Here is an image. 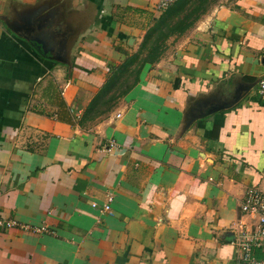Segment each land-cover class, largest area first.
I'll return each mask as SVG.
<instances>
[{"label": "crops", "instance_id": "obj_1", "mask_svg": "<svg viewBox=\"0 0 264 264\" xmlns=\"http://www.w3.org/2000/svg\"><path fill=\"white\" fill-rule=\"evenodd\" d=\"M156 5L0 0V264H264L239 245L264 194V0L213 6L104 103Z\"/></svg>", "mask_w": 264, "mask_h": 264}, {"label": "rangeland", "instance_id": "obj_2", "mask_svg": "<svg viewBox=\"0 0 264 264\" xmlns=\"http://www.w3.org/2000/svg\"><path fill=\"white\" fill-rule=\"evenodd\" d=\"M229 0H214L209 6H207L206 11L203 13L201 10L195 11L196 6H199V2L196 0L189 1L185 3L182 8H179V1H177L171 9H176L172 11L170 14L164 12L163 18L165 24H163L162 32L165 34L171 33L166 39H163L158 32L152 33L151 36L145 38V35L142 39L146 40V44L143 48L137 50L140 51L137 55V59L130 68L124 73L120 74L118 80L114 83L112 87L107 91L105 95V99L111 94L118 93L121 91L126 85L131 84L133 81V69L138 68L144 61L153 59L159 61L160 58L164 55L165 51H167V46L173 43V40L176 37L181 36L184 32H186L189 28H191L197 20H199L208 10L215 7L217 4L227 3ZM162 17V16H161ZM179 26V27H178ZM178 27V28H177ZM180 28H186V30L181 33L179 31ZM173 32V33H172ZM181 33V34H180ZM141 41V42H142ZM141 45V44H140ZM157 58V59H156ZM156 61V62H157ZM152 64L150 62H147ZM146 63L142 64V68Z\"/></svg>", "mask_w": 264, "mask_h": 264}, {"label": "built area", "instance_id": "obj_3", "mask_svg": "<svg viewBox=\"0 0 264 264\" xmlns=\"http://www.w3.org/2000/svg\"><path fill=\"white\" fill-rule=\"evenodd\" d=\"M175 1L176 0H157L156 10L164 11ZM256 92L260 97L264 98V75L257 82ZM114 146L115 143L111 140L108 143V148L111 149L114 148ZM111 201L112 198L110 197L107 203L104 204L103 210L110 212ZM240 207L243 213L251 214L256 218L255 227H253L248 234H242V239L239 242L241 250L244 252L245 260L255 263L250 255L251 250L254 247H262L264 249V194L256 190L248 191ZM16 226H18V224L15 221L0 218V227L10 228ZM32 230L34 232H40L43 228H33Z\"/></svg>", "mask_w": 264, "mask_h": 264}, {"label": "trees", "instance_id": "obj_4", "mask_svg": "<svg viewBox=\"0 0 264 264\" xmlns=\"http://www.w3.org/2000/svg\"><path fill=\"white\" fill-rule=\"evenodd\" d=\"M189 1H193V0H179V8H182V6L189 2ZM197 2H199V6H196V9L195 11H198V10H201L203 13L206 11V8L207 6H209L214 0H196ZM175 4V2H174ZM173 4V5H174ZM172 7V6H171ZM171 7L167 8V12L165 10V12L167 14H170L172 11H175L176 9H171ZM162 16V17H161ZM159 17V19L147 30L146 34H145V38H148L149 36H151L152 33H156L158 32V34L163 38V39H166L171 33H167L165 34L164 32H162V27H163V24H165L164 20L160 19V18H163V15H161ZM179 27V26H178ZM177 27V28H178ZM186 30V28H180L179 31L181 33H183L184 31ZM173 33V32H172ZM180 33V34H181ZM146 44V40H143L141 42V45H140V49L144 47V45ZM140 51H138L136 54H134L133 56L129 57L126 62L124 64H121L119 66H116V67H111V75H110V78L109 80L107 81V85L105 87V89L109 88L110 86L112 87L114 85V83L118 80V77L120 74L124 73L125 71H127L130 66L133 65V62L137 59V55ZM157 59V58H156ZM157 60H155V58H151L149 60H146L144 61L143 63H147V62H150V63H154L156 62ZM142 63V64H143ZM142 64L139 65L138 68H134L133 69V81L131 84H128L126 85L121 91H119L118 93H115V94H111L110 96H108L105 101H103L104 103L105 102H108V101H113V100H117L119 97H121L122 95H124L138 80V75H139V72L142 68ZM96 99L98 98H94L93 101H95Z\"/></svg>", "mask_w": 264, "mask_h": 264}]
</instances>
